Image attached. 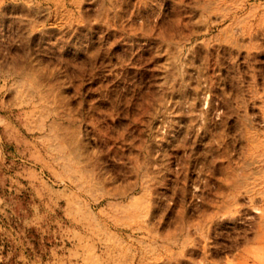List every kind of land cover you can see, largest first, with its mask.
<instances>
[{"label": "rangeland", "instance_id": "rangeland-1", "mask_svg": "<svg viewBox=\"0 0 264 264\" xmlns=\"http://www.w3.org/2000/svg\"><path fill=\"white\" fill-rule=\"evenodd\" d=\"M0 264H264V0H0Z\"/></svg>", "mask_w": 264, "mask_h": 264}]
</instances>
